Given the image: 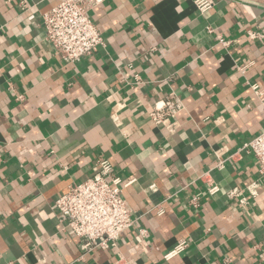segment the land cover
I'll return each mask as SVG.
<instances>
[{
    "label": "crops",
    "instance_id": "obj_1",
    "mask_svg": "<svg viewBox=\"0 0 264 264\" xmlns=\"http://www.w3.org/2000/svg\"><path fill=\"white\" fill-rule=\"evenodd\" d=\"M61 1L0 0V264H115L120 254L134 264H264V177L252 153L213 171L219 193L189 203L206 192L205 171L264 129L252 89L264 96V0H214L206 15L194 0H105L90 11L105 43L73 64L45 40L43 15ZM172 93L184 109L169 132L149 114ZM100 156L133 180L124 199L147 234L135 228L117 248L84 255L55 202L94 175ZM254 181L248 205L228 199ZM182 238L190 247L166 262Z\"/></svg>",
    "mask_w": 264,
    "mask_h": 264
},
{
    "label": "built area",
    "instance_id": "obj_2",
    "mask_svg": "<svg viewBox=\"0 0 264 264\" xmlns=\"http://www.w3.org/2000/svg\"><path fill=\"white\" fill-rule=\"evenodd\" d=\"M104 1L62 0L44 13L42 24L45 40L51 44L55 55L64 63L79 62L83 57L94 53L99 46L104 45L102 33L90 18V11ZM194 4L201 15H206L215 6L214 0H194ZM23 6L27 7L25 4ZM208 31L215 32L212 27H208ZM218 36L220 43L226 45L227 42L221 35ZM260 37L262 35L255 30H249L247 33V38L250 40ZM251 64L241 66L240 71L245 73ZM252 89L264 109V96L260 93L259 85L253 84ZM183 109L184 104L180 97L172 93L155 104L149 117L155 125L171 132L178 127L177 115ZM244 151L253 154L259 165V173L264 177L263 129L235 153L225 159L219 158L212 168L203 173L200 180L204 183L206 192L203 195H195L189 200L194 209L201 206L205 197H213L220 192V187L213 178V171L224 169L228 161H235ZM94 171L92 177L79 184L70 185L68 191L55 202L60 221L79 239V247L84 255L97 250L117 248L123 234L132 229L139 228V236L147 234V230L139 226L138 219L134 217L133 211L124 199L123 191L133 180L124 182L120 177L115 176L112 162L102 156L97 159ZM260 187L261 183L254 181L245 187H234L227 196L230 201L245 206L248 205L246 194L256 197ZM155 210L159 214L164 213L162 205L157 206ZM189 247L190 242L187 239H180L173 249L164 255L165 261L181 255ZM115 264L134 263L120 254Z\"/></svg>",
    "mask_w": 264,
    "mask_h": 264
}]
</instances>
